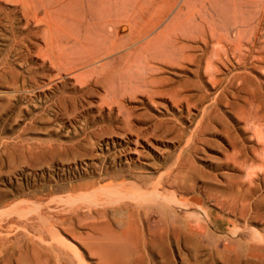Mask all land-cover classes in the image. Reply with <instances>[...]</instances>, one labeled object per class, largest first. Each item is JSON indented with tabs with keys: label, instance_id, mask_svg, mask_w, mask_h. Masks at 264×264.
<instances>
[{
	"label": "rangeland",
	"instance_id": "374dc122",
	"mask_svg": "<svg viewBox=\"0 0 264 264\" xmlns=\"http://www.w3.org/2000/svg\"><path fill=\"white\" fill-rule=\"evenodd\" d=\"M0 264H264V0H0Z\"/></svg>",
	"mask_w": 264,
	"mask_h": 264
},
{
	"label": "bare ground",
	"instance_id": "6f19581e",
	"mask_svg": "<svg viewBox=\"0 0 264 264\" xmlns=\"http://www.w3.org/2000/svg\"><path fill=\"white\" fill-rule=\"evenodd\" d=\"M49 28H50V27H49ZM254 45H255V44H254ZM248 55H249V54H248ZM262 57H263V56H262ZM249 59H250V58H249ZM1 72H2V71H1ZM57 77H58V76H57ZM60 92H61V91H60ZM253 157H254V156H253ZM157 186H158V185H157ZM141 196H142V195H141ZM149 196H150V195H149ZM145 197H146V196H145ZM147 197H148V196H147ZM147 197H146V198H147ZM160 199H161V198H160ZM163 201H164V200H163ZM54 222H55V221H54ZM262 243H263V242H262Z\"/></svg>",
	"mask_w": 264,
	"mask_h": 264
}]
</instances>
